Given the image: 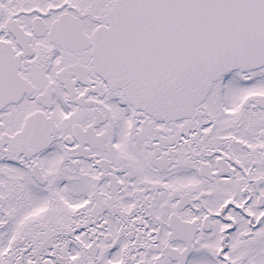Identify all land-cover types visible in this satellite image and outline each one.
Listing matches in <instances>:
<instances>
[{"label": "snow or ice", "instance_id": "snow-or-ice-1", "mask_svg": "<svg viewBox=\"0 0 264 264\" xmlns=\"http://www.w3.org/2000/svg\"><path fill=\"white\" fill-rule=\"evenodd\" d=\"M0 264H264V0H0Z\"/></svg>", "mask_w": 264, "mask_h": 264}]
</instances>
